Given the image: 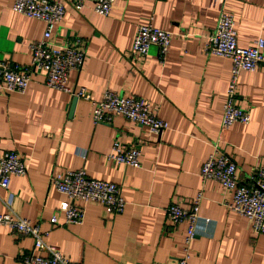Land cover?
<instances>
[{"label":"crops","instance_id":"crops-1","mask_svg":"<svg viewBox=\"0 0 264 264\" xmlns=\"http://www.w3.org/2000/svg\"><path fill=\"white\" fill-rule=\"evenodd\" d=\"M14 1L0 0V61L29 67V45L43 38L46 26L14 12ZM222 11L235 18L239 47L264 39V0H117L108 17L89 3L80 12L67 6L52 40L79 38L87 49L68 86L86 88L94 101L108 90L145 100L169 129L156 135L121 116L95 125L93 105L81 100L71 115L74 98L48 88L45 73L37 71L25 94H0V153L16 152L28 168L25 176L11 177L8 190L0 187V212L38 225L45 243L60 248L70 264H165L183 256L187 232V223L174 225L165 210L190 209L201 192L188 264H264V235L230 210L232 193L201 179L216 146L235 161L244 184L264 169V65L239 77L237 104L249 111L250 124L222 128L232 61L204 53ZM149 23L172 34L164 61L157 47L143 60L132 57L138 26ZM116 141L140 149V168L108 159ZM80 169L120 186L124 213L89 204L83 224L66 225L58 210L66 198L50 188V178ZM33 247L32 238L0 227V264H22Z\"/></svg>","mask_w":264,"mask_h":264},{"label":"built area","instance_id":"built-area-1","mask_svg":"<svg viewBox=\"0 0 264 264\" xmlns=\"http://www.w3.org/2000/svg\"><path fill=\"white\" fill-rule=\"evenodd\" d=\"M117 0H15L13 11L26 18L41 21L45 24L43 38L30 43L32 54L29 67H19L0 61V94L23 95L27 92L33 73L44 72L48 88L69 94L78 100L93 105L92 119L95 125H110L116 116L146 127L156 135L169 129V124L151 110L145 100L122 96L114 91H106L102 98L94 101L86 88L73 89L68 86L69 74L80 72L86 55V43L76 38L64 44H56L53 33L66 15L67 6L80 12L91 4L95 12L101 16L111 15ZM129 1V0H125ZM172 34L154 27L152 24L139 25L132 48V57L145 59L152 47L159 49L160 58L164 61L169 53ZM208 56L226 57L232 61L231 79L226 91L223 107L222 128L230 129L234 124L248 125L251 116L248 110L238 106L239 77L242 72H255L264 65V39L259 38L253 46L241 48L237 42L235 18L222 11L217 26L208 38L204 47ZM141 151L136 146H125L114 142L108 159L118 166L140 168ZM27 166L22 158L11 151L0 153V187L8 190L12 176H25ZM202 181H216L226 191L232 193L233 203L230 210L250 220L252 229L257 235H264V169H258L246 184L238 175L235 161L216 146V151L209 156L201 169ZM50 188L65 196L66 200L59 205V212L65 216L66 225H81L85 219V208L89 204L101 205L106 212L114 215L124 213L127 202L123 198L120 186L92 179L84 169L68 170L54 173L50 178ZM203 194L195 197L191 208L184 209L179 205L166 208L167 218L174 224L187 223L185 249L183 256L171 263L188 264L190 245L197 236L196 226L200 220V203ZM81 203L79 207L76 203ZM53 225H59L57 217L52 219ZM0 227H6L14 235L30 237L34 247L31 253L21 256L22 264H70L57 246L48 245L40 227L30 220L14 213L0 212ZM37 252H44L45 256Z\"/></svg>","mask_w":264,"mask_h":264},{"label":"water","instance_id":"water-1","mask_svg":"<svg viewBox=\"0 0 264 264\" xmlns=\"http://www.w3.org/2000/svg\"><path fill=\"white\" fill-rule=\"evenodd\" d=\"M77 102H78V99H77V98H74V100H73V107H72V111H71V115H72V113L74 112V109H75V106H76Z\"/></svg>","mask_w":264,"mask_h":264}]
</instances>
